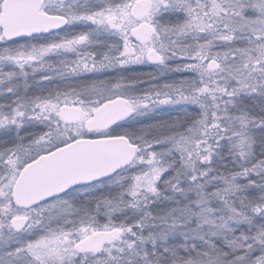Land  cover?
Returning <instances> with one entry per match:
<instances>
[{
    "label": "snow or ice",
    "instance_id": "obj_1",
    "mask_svg": "<svg viewBox=\"0 0 264 264\" xmlns=\"http://www.w3.org/2000/svg\"><path fill=\"white\" fill-rule=\"evenodd\" d=\"M0 264H264V0H0Z\"/></svg>",
    "mask_w": 264,
    "mask_h": 264
}]
</instances>
